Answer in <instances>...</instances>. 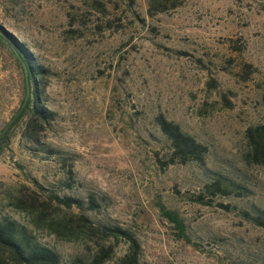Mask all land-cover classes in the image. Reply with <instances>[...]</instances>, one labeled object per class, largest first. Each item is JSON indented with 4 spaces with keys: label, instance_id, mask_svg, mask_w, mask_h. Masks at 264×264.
Returning <instances> with one entry per match:
<instances>
[{
    "label": "rangeland",
    "instance_id": "1",
    "mask_svg": "<svg viewBox=\"0 0 264 264\" xmlns=\"http://www.w3.org/2000/svg\"><path fill=\"white\" fill-rule=\"evenodd\" d=\"M101 1L108 10L91 0H0V23L48 70L44 102L55 116L41 140L59 150H35L13 130L0 152V216L27 226L60 264H91L102 244L113 247L102 264H116L124 239L60 235L48 225L78 210L58 206L47 192H93L102 207L86 214L130 230L140 264H264V228L242 214H264V166L242 160L245 129L264 122V0H186L153 16L146 0H135L138 19L124 0ZM244 63L254 69L247 80ZM22 96L20 70L0 49V133ZM157 114L207 145L202 165L169 163ZM208 171L244 192L193 202ZM32 180L48 188L37 194L46 202L42 221L16 205ZM159 202L179 212L190 242L175 236Z\"/></svg>",
    "mask_w": 264,
    "mask_h": 264
},
{
    "label": "trees",
    "instance_id": "2",
    "mask_svg": "<svg viewBox=\"0 0 264 264\" xmlns=\"http://www.w3.org/2000/svg\"><path fill=\"white\" fill-rule=\"evenodd\" d=\"M128 9L133 12V16L138 19L133 6L135 0H124ZM186 0H146V11L150 16L158 13H165L182 6ZM92 5L98 11L108 10L101 0H91ZM118 6L113 3V8ZM0 49L5 50L22 75L23 96L21 105L26 95V74L30 88L29 97L25 105L17 109L16 116L4 131L0 133V152L4 145L8 143L13 134V130L19 128L21 137L32 145L35 150L44 152L47 155L58 154L59 150L46 144L41 140V132L46 129L54 119L55 112L48 108L44 99V88L46 72L48 71L42 64L38 63L30 47L17 35L8 31L0 23ZM254 72L249 63H244L241 67V78L247 80ZM264 105V92L262 94ZM155 122L169 144V163L186 164L194 162L202 165L208 153L207 145L198 141L193 135L184 131L179 124L168 120L162 114L155 116ZM246 148L242 153V160L247 165L264 166V122L248 126L244 131ZM37 146V147H36ZM71 170V169H69ZM210 172L209 180L202 187L199 194L192 197V201L200 204H208L216 195H229L236 193L242 195L245 187L236 183L227 175ZM67 173H70V171ZM33 188L31 192L21 193L16 197V205L24 209H30L36 214V219L42 221V214L46 202L39 201L37 194L47 187L36 180H32ZM49 200H54L58 206L77 212L66 215L61 220L52 219L49 227L60 235L79 236L81 233H91L99 231L106 238L115 240L124 239L127 242V249L120 255L116 264H140L141 247L138 239L128 229L119 225H108L92 223L85 210L94 212L100 211L102 207L101 198L96 193H88L86 197L81 196H59L54 192L46 193ZM161 216L172 226L174 234L178 239L190 242L186 231L184 219L179 212L169 208L163 202L158 203ZM228 208L227 205H224ZM256 213L243 210L242 214L257 226L264 228V214L260 209H255ZM37 212V213H36ZM79 234V235H78ZM112 245H101L100 250L94 255L91 264H102L112 255ZM0 264H60L59 253L44 244L35 240L32 232L27 226L20 224L15 219L0 216Z\"/></svg>",
    "mask_w": 264,
    "mask_h": 264
},
{
    "label": "water",
    "instance_id": "3",
    "mask_svg": "<svg viewBox=\"0 0 264 264\" xmlns=\"http://www.w3.org/2000/svg\"><path fill=\"white\" fill-rule=\"evenodd\" d=\"M25 74H26V84H27V89H26V95H25V97H24V100H23V102H22V105H21V107L20 108H22L24 105H25V103H26V101H27V99H28V97H29V92H30V88H29V85H28V79H27V71H26V69H25ZM16 116V114L14 115V117ZM13 117V118H14ZM13 118H12V120H13ZM11 123V121L8 123V125L5 127V129H4V131L7 129V127L9 126V124Z\"/></svg>",
    "mask_w": 264,
    "mask_h": 264
}]
</instances>
